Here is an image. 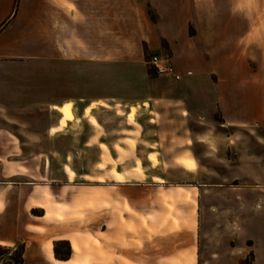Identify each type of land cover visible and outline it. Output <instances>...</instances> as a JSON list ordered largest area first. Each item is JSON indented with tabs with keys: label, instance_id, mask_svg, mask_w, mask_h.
<instances>
[{
	"label": "crops",
	"instance_id": "1",
	"mask_svg": "<svg viewBox=\"0 0 264 264\" xmlns=\"http://www.w3.org/2000/svg\"><path fill=\"white\" fill-rule=\"evenodd\" d=\"M150 54L169 56L181 78L155 75L146 62ZM262 62L264 0H0V80L33 78L23 91L6 89L27 111H45L32 123L24 118L38 130L0 134L1 159L26 157L27 151L35 157L58 153L52 143L58 128L75 119V109L85 112L109 102L132 106L130 118L136 104H159L157 124L180 128L142 137L143 146L134 148L148 157L170 150V142L180 143L173 162L159 165L174 166L176 180L75 182L68 174L76 171L67 163L59 188L1 178L0 246L23 245L18 264L204 261L199 239L211 232L204 228L207 192L223 186L204 175L250 174L251 167L264 175ZM29 63L34 68L29 76L3 74ZM65 109L74 112L72 120ZM132 140L122 133L112 145L100 134L82 141L86 146L97 141L100 158L118 159L133 151L127 145ZM207 140L216 143L217 152L207 153ZM14 141L33 147L13 149ZM180 159L193 161L194 168ZM115 172L135 173L119 163ZM59 241L70 243L69 259L56 257Z\"/></svg>",
	"mask_w": 264,
	"mask_h": 264
},
{
	"label": "rangeland",
	"instance_id": "2",
	"mask_svg": "<svg viewBox=\"0 0 264 264\" xmlns=\"http://www.w3.org/2000/svg\"><path fill=\"white\" fill-rule=\"evenodd\" d=\"M148 58L149 56L146 59L147 64L151 66V71H155L152 65L148 63ZM33 69V64L29 63L21 67L7 68L3 74L11 72L21 76L24 71L29 76L27 73ZM155 75H157L156 71ZM33 80V78L28 77H20L12 83L4 79L0 80V134L23 135L25 132H33V130L39 129L38 125L24 124L26 122L24 118H29L30 121L28 122L32 123L31 119H43L45 111H27L24 104L14 103L15 100L11 99L12 94L6 89L9 86H18L23 91V86L33 85ZM71 106L73 107V105ZM136 106H138L137 110L131 118L132 106L130 107L129 104L121 105L119 102L97 105L92 110L91 108L86 109L85 112L82 109H75V119L68 126L58 128L56 141L52 143V146L56 145L58 153L52 152L49 153V156L35 157L33 152L27 151L26 157L0 158V170H3L0 171V179L29 180L37 184L51 183L59 188V185L65 181L66 173L63 164L67 163L76 171L74 174L72 172L68 174L75 182L98 183L114 178L116 180L133 178L141 181L148 177L151 178V176H165L176 180L179 173L176 172L174 166H168L166 163L163 165V169H159V165L161 160L170 164L173 162L172 158L177 153L180 143H167L170 150H165L164 154H150L148 157L134 148L137 144L139 147L143 146L142 143L138 142L142 137L162 133L163 128L170 129L171 133H178L179 126L162 127L157 124L155 119L161 118L159 104L152 105L147 102L136 104ZM71 112L74 118V112L72 110ZM56 113L60 124L61 115L59 112ZM19 118L20 121H18ZM150 119L154 120L150 122ZM205 130L207 131V129ZM122 133L133 137L134 140L127 142L128 147H132L133 151L121 154L118 159L112 158L110 154L100 158L97 141L87 146L82 141L87 134H100L102 138L107 137L111 140L109 144L112 145V141L118 139ZM80 135L84 136L81 137ZM12 144L13 149H18L19 145H26V150L33 147L30 145L31 143L21 144L14 141ZM207 148L209 149L207 153L218 150L216 143L211 140H207ZM65 154L69 157H64ZM230 154L233 156L231 152H229ZM237 155L235 153L233 159L235 157L237 159ZM205 159L217 161L216 158H209V156ZM183 160L180 159L179 162L182 164ZM251 162L256 161L251 159ZM118 163L127 170L132 169L135 173L124 175L116 173L115 168ZM186 168L193 169L194 167ZM256 169L254 168V170ZM145 170L148 173H144ZM83 172L90 174L86 177L82 174ZM204 176L209 183L217 182L223 186L218 190L207 192L209 205L204 207L207 212L204 228L206 230L211 229V232L210 236L206 233L207 235L205 234L202 239H199L202 260L205 259L199 264H264L263 173L253 172L251 167L250 174L222 173L217 175L206 173ZM236 176L240 177L234 179L233 177ZM19 247L20 245L16 248V252L19 251ZM60 248L65 249V246L61 245ZM5 252L6 250L3 253Z\"/></svg>",
	"mask_w": 264,
	"mask_h": 264
},
{
	"label": "built area",
	"instance_id": "3",
	"mask_svg": "<svg viewBox=\"0 0 264 264\" xmlns=\"http://www.w3.org/2000/svg\"><path fill=\"white\" fill-rule=\"evenodd\" d=\"M148 63L152 65L158 75H168L175 79L181 78V75L174 69L169 56L150 54ZM16 250V248H7L6 252L0 255V262H14Z\"/></svg>",
	"mask_w": 264,
	"mask_h": 264
},
{
	"label": "trees",
	"instance_id": "4",
	"mask_svg": "<svg viewBox=\"0 0 264 264\" xmlns=\"http://www.w3.org/2000/svg\"><path fill=\"white\" fill-rule=\"evenodd\" d=\"M61 245L65 246V249L60 248ZM7 248L0 246V255L6 250ZM24 250V246L20 245L19 251L15 253L14 262L20 263L22 260V253ZM55 255L57 258L61 259H69L71 256V246L70 243L67 241H59L55 244Z\"/></svg>",
	"mask_w": 264,
	"mask_h": 264
},
{
	"label": "bare ground",
	"instance_id": "5",
	"mask_svg": "<svg viewBox=\"0 0 264 264\" xmlns=\"http://www.w3.org/2000/svg\"><path fill=\"white\" fill-rule=\"evenodd\" d=\"M62 112L66 115V117L70 120L73 119V113L71 112L70 109H65V110H62ZM183 165L186 166V167H194V163L190 160H183L182 161Z\"/></svg>",
	"mask_w": 264,
	"mask_h": 264
}]
</instances>
